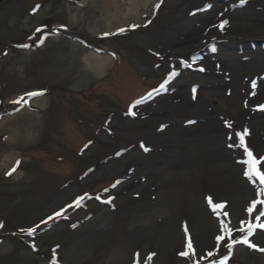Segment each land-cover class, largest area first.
Returning a JSON list of instances; mask_svg holds the SVG:
<instances>
[{"label":"rangeland","instance_id":"obj_1","mask_svg":"<svg viewBox=\"0 0 264 264\" xmlns=\"http://www.w3.org/2000/svg\"><path fill=\"white\" fill-rule=\"evenodd\" d=\"M132 1L0 6V264H264V253L229 254L231 241L215 239L221 220L239 239L241 222L264 211L248 214L263 185L229 147L247 129L264 157V48H251L264 42V0H165L158 11L160 0ZM112 17L123 34L104 28ZM201 17L209 35L186 36ZM90 57L109 60L104 73ZM189 238L195 254L181 256ZM251 243L264 249V229Z\"/></svg>","mask_w":264,"mask_h":264},{"label":"snow or ice","instance_id":"obj_2","mask_svg":"<svg viewBox=\"0 0 264 264\" xmlns=\"http://www.w3.org/2000/svg\"><path fill=\"white\" fill-rule=\"evenodd\" d=\"M163 2V0H160V3H157L155 5V8L158 10L160 7V4ZM241 3H246V0H241ZM228 24L227 20L222 21L219 25H216L217 27L220 28L221 31L224 30L225 26ZM133 28L138 27V25H133ZM37 32H41L43 31V29L41 28H37L36 29ZM126 30L125 29H120L119 33L123 34ZM105 35H109L108 33H105ZM41 44H43V40H41ZM27 47V45H25ZM215 50V49H213ZM200 71H204L203 68L200 69ZM163 87V85H162ZM253 87L255 88V84H253ZM195 92L196 89H193V98H195ZM38 95H42V93H38V92H31L28 93L29 97H35ZM149 96H151V93H149ZM23 97L20 100H16L13 101L14 103H21L23 101ZM141 103V101H137V104ZM135 107V105L133 106ZM261 109H264V105L260 106ZM133 115L135 113H132ZM230 127V125H229ZM238 136V143L237 144H230L229 147H239L240 149L243 150L244 155L247 157V159H245L244 161H242V163H244L246 165V171H245V175L248 178V180L250 182L255 183L257 180L259 181V183L261 185H264V171H261L260 166L264 165V157H261L259 159H257L253 152L247 147L246 141H245V137L248 135V130L245 129L243 132L237 133L236 134ZM229 139H231V137H229ZM147 150V149H146ZM19 166V161H17L16 167ZM16 167H13L11 171H9L7 173V175H12L13 172L16 171ZM115 186V185H114ZM259 193L264 195V187L259 188ZM97 199H99V197H96ZM85 199V196H81L79 198H77L74 202V204H70L67 206V208L61 209L59 211H56L52 216H49L47 218V220H45L43 223L47 224L50 221H54L58 218H64L65 213L67 212L68 208H72V207H81L82 201ZM107 203H111V200L106 201ZM209 203L211 204V199H209ZM264 203V200H254L251 205L248 207L247 212L248 214L251 216L252 213L256 210L257 205L258 204H262ZM225 204H212V208L213 211L216 212L218 209H223L225 208ZM224 216H227V213H223ZM264 217V211H261L259 213V215H257L255 217V222H252V220H248L245 222H241V225L238 229H236L237 231H239L240 233H242L241 238L239 239H233L232 238V234H233V229L231 227H229L228 223H225L223 220L220 221L221 224V234L218 235L215 239L217 241V243H222L226 240V238L231 241L230 243L227 244V250L228 253L230 254L232 249L234 248V246L236 245H246L249 248H253L256 249L257 246L254 245L253 243H251V237L255 234L256 229L260 228V229H264V223L261 222V218ZM4 227L3 223H0V229H2ZM39 227V225H37L36 227L30 228L25 230L26 234L29 236H33L36 231L37 228ZM185 231H187V229L185 228ZM33 247H35V245H32ZM260 251H264V249H258ZM55 253V249L53 250ZM191 254H195V250L193 248V244L191 242V239L189 238L188 243H187V251H184L182 253H180L181 256L184 257H189ZM215 253L213 252H209L208 256H214ZM230 258L229 256H226L224 260L221 261V264H227V260ZM151 259V257H149V260Z\"/></svg>","mask_w":264,"mask_h":264},{"label":"bare ground","instance_id":"obj_3","mask_svg":"<svg viewBox=\"0 0 264 264\" xmlns=\"http://www.w3.org/2000/svg\"><path fill=\"white\" fill-rule=\"evenodd\" d=\"M95 1H97V0H95ZM153 1H155V0H140V1L139 0H133L132 3H133L134 6H141L142 5V8H146V7H148V3L153 2ZM155 3H156V1L153 2V5ZM142 13H145V10H143L141 12V14L139 15V17L141 15H143ZM135 18H138V17H135ZM201 18H202V21H201V25L199 26V28L188 32L186 34V36H190V35H193V34L196 37H198V36L199 37H202L205 34L207 36L209 35V31H208L207 27L210 24V22L212 21V18L211 17H201ZM127 21H130V20H127ZM105 24L106 25H105L104 28L107 29V30L114 29L113 32H115L118 29H122V27L125 26L116 17L110 18V20H108V22H105ZM261 55H264V54H261ZM260 59H262L264 61V56L260 57ZM85 61H86V63L88 62L87 66L89 65L91 68H93L97 74H101V73H104L105 72L104 69L106 67V62L109 61V60H107L105 58H101V57H99V58L90 57L88 59L86 58ZM11 161H12V163H11V166H12V164L15 161V159L12 158ZM8 167H9V165H8Z\"/></svg>","mask_w":264,"mask_h":264},{"label":"water","instance_id":"obj_4","mask_svg":"<svg viewBox=\"0 0 264 264\" xmlns=\"http://www.w3.org/2000/svg\"><path fill=\"white\" fill-rule=\"evenodd\" d=\"M3 0H0V3L2 2Z\"/></svg>","mask_w":264,"mask_h":264}]
</instances>
